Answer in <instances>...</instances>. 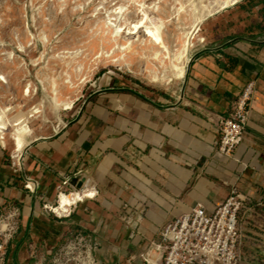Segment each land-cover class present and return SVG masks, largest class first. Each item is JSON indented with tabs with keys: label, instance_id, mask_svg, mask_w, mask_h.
Wrapping results in <instances>:
<instances>
[{
	"label": "crops",
	"instance_id": "1",
	"mask_svg": "<svg viewBox=\"0 0 264 264\" xmlns=\"http://www.w3.org/2000/svg\"><path fill=\"white\" fill-rule=\"evenodd\" d=\"M255 10L246 34L228 33L191 56L179 94L146 93L107 75L90 85L82 114L67 126L61 118L49 136L34 129L17 169L0 147V210L19 209L5 264H47L64 234L78 231L102 264H142L138 256L167 222L198 204L214 212L233 189L248 200L240 264H264V0ZM250 83L246 132L226 157L218 127ZM88 181L96 196L70 216L47 210L59 187L79 190ZM32 183L35 193L25 188Z\"/></svg>",
	"mask_w": 264,
	"mask_h": 264
},
{
	"label": "bare ground",
	"instance_id": "2",
	"mask_svg": "<svg viewBox=\"0 0 264 264\" xmlns=\"http://www.w3.org/2000/svg\"><path fill=\"white\" fill-rule=\"evenodd\" d=\"M160 1H163V7L158 3L146 6L144 0H127L111 9L105 20H97L96 27L100 31L98 45L88 44L83 51L62 49V57L58 55V58L63 59L64 69L57 76L56 66L48 71L40 70L37 80L45 97L29 105L28 109V103L37 95V86L27 81L20 89L18 82L15 88L20 92L12 91L9 78L14 72L16 59L13 52L8 54L9 68L0 69V146L7 149L11 144V158L17 166H20L25 148L34 139V125L47 122L45 111L49 109L61 124L59 114L73 112L82 97L83 88L91 82L100 66L126 70L164 88L184 83L195 42L204 44L206 41L201 36L206 22L242 0H171V4L169 0ZM131 3L137 5L139 14L135 22L126 18ZM150 11L158 13L159 16L154 17L156 21L152 20ZM170 22L174 26V48L165 39V26ZM123 34L125 37L121 36ZM136 37L139 49L132 42ZM41 41H47L45 32L41 33ZM18 49L24 52L26 47L20 43ZM18 65L24 66L22 63ZM18 99L20 101L16 103ZM95 196L96 191L88 181L81 191L57 193L56 204L47 205V209L57 217H68L73 206Z\"/></svg>",
	"mask_w": 264,
	"mask_h": 264
},
{
	"label": "rangeland",
	"instance_id": "3",
	"mask_svg": "<svg viewBox=\"0 0 264 264\" xmlns=\"http://www.w3.org/2000/svg\"><path fill=\"white\" fill-rule=\"evenodd\" d=\"M126 1L127 0H0V69L5 70V68H9L7 65L8 61L10 63L8 54L13 52L15 54L16 66L14 72L10 73L9 78L12 91L15 90L17 93L20 92V89L27 81H31L37 86V95L28 103L26 109H28L29 105H34L37 100L45 97L37 80L40 70L44 69V71H48L56 66L55 76H57L60 71L64 69V65L61 61L63 59L58 58V55L62 57V49H82L83 51L84 47L88 44L98 45L100 31L96 27L97 20H105L111 9ZM144 1L146 6L150 7L155 3H158L161 7L164 5L163 1L160 0ZM258 2L259 0H242L237 6L217 14L211 22H206L201 33V36L205 38L206 41L204 44L195 42V48L192 53L190 52L192 57L201 47L222 44L225 39L223 37H226L228 33L232 32L236 34L237 37L241 34H246L249 29L250 21L256 15V10L255 14H253V11L254 7L258 5ZM169 3L171 4V0H169ZM261 7L262 5H259V8ZM257 14L259 15V13ZM150 15L154 21H156L154 17L157 18L159 16L158 13L151 11ZM138 17L137 5L131 3L129 11L126 13V18L129 22H135L138 20ZM111 19L114 20V17H111ZM116 21V24H118V19ZM165 27V39L170 42V44L172 43L171 47L174 48V43L172 41L174 26H172L170 22L167 23ZM42 32H45L47 35V41L45 42L41 41ZM30 35L31 37H29ZM121 36L125 37V34ZM141 38L143 37L141 36ZM132 42L134 43V47L136 46L139 49L140 43L137 44L138 37ZM20 43H23V46L26 47L24 52H20L18 49ZM85 55L86 54L83 55V58ZM19 63H22L24 66H19ZM46 66L47 69L45 68ZM107 75L128 79L137 90L142 89L143 92L146 91V93L159 96H174L179 94L183 87L182 82L177 83L171 88L156 86L153 85L148 78L143 76L129 73L126 70L121 71L113 67L101 68L100 66L95 76L91 78V82L83 88L82 97L75 104L73 112L59 114V118H62L65 126H67V121L70 122L74 116L82 114L90 85H92L94 81ZM18 82L20 86L19 90L15 88ZM18 101H20V99H18L16 103ZM5 102L7 103V101ZM45 115L47 119L48 117L52 118L50 120V125H34L35 128L38 127L40 135L49 136L53 134L55 128L59 129L63 127L57 125L55 122L57 117H53L49 109L45 111ZM11 149L10 143L7 149L2 148L6 155L5 157L9 161L13 160L11 158ZM17 167L18 166H16V169ZM52 205H55V202ZM77 234L83 235L84 233L78 231L71 235L64 234L65 236L62 244L49 255L47 264H55V253L61 248H65L67 242L74 239Z\"/></svg>",
	"mask_w": 264,
	"mask_h": 264
},
{
	"label": "built area",
	"instance_id": "4",
	"mask_svg": "<svg viewBox=\"0 0 264 264\" xmlns=\"http://www.w3.org/2000/svg\"><path fill=\"white\" fill-rule=\"evenodd\" d=\"M254 86V83L248 84L231 113L221 118L218 152L226 157H233L243 141ZM67 183L64 180L61 186ZM25 188L30 193L36 191L35 183L26 184ZM81 190L64 191L59 187L58 194ZM247 204L248 200L237 189H233L214 212L209 213L203 204H198L188 213L167 222L158 239L151 242L138 259L142 264H240L241 215L248 209ZM18 218L19 209L15 206H3L0 210V264H5L7 246L17 231ZM72 240L55 253V264H102L94 254L89 236L77 234ZM134 260H129V264Z\"/></svg>",
	"mask_w": 264,
	"mask_h": 264
},
{
	"label": "clouds",
	"instance_id": "5",
	"mask_svg": "<svg viewBox=\"0 0 264 264\" xmlns=\"http://www.w3.org/2000/svg\"><path fill=\"white\" fill-rule=\"evenodd\" d=\"M55 204H56V201H55ZM54 206V205H53Z\"/></svg>",
	"mask_w": 264,
	"mask_h": 264
}]
</instances>
